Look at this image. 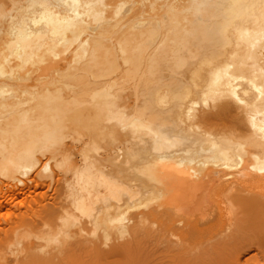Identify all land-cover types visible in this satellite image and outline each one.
Returning a JSON list of instances; mask_svg holds the SVG:
<instances>
[{
  "label": "bare ground",
  "instance_id": "1",
  "mask_svg": "<svg viewBox=\"0 0 264 264\" xmlns=\"http://www.w3.org/2000/svg\"><path fill=\"white\" fill-rule=\"evenodd\" d=\"M0 264H264V0H0Z\"/></svg>",
  "mask_w": 264,
  "mask_h": 264
},
{
  "label": "rangeland",
  "instance_id": "2",
  "mask_svg": "<svg viewBox=\"0 0 264 264\" xmlns=\"http://www.w3.org/2000/svg\"><path fill=\"white\" fill-rule=\"evenodd\" d=\"M123 74H124V72L121 73V75H123ZM119 76H120V75H119ZM124 84H126V83L124 82ZM140 209L143 210V208H140ZM138 210H139V209H138Z\"/></svg>",
  "mask_w": 264,
  "mask_h": 264
}]
</instances>
